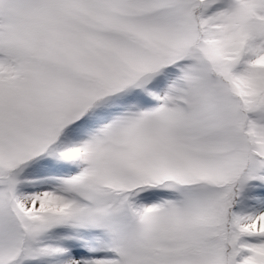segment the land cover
<instances>
[{"label": "snow or ice", "instance_id": "snow-or-ice-1", "mask_svg": "<svg viewBox=\"0 0 264 264\" xmlns=\"http://www.w3.org/2000/svg\"><path fill=\"white\" fill-rule=\"evenodd\" d=\"M0 264H264V0H0Z\"/></svg>", "mask_w": 264, "mask_h": 264}]
</instances>
